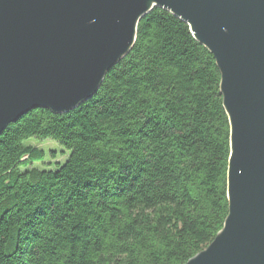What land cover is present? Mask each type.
I'll use <instances>...</instances> for the list:
<instances>
[{"label": "trees", "instance_id": "obj_1", "mask_svg": "<svg viewBox=\"0 0 264 264\" xmlns=\"http://www.w3.org/2000/svg\"><path fill=\"white\" fill-rule=\"evenodd\" d=\"M214 55L154 8L97 93L0 136V264H184L228 215L230 124ZM54 139L70 151L33 164Z\"/></svg>", "mask_w": 264, "mask_h": 264}, {"label": "water", "instance_id": "obj_2", "mask_svg": "<svg viewBox=\"0 0 264 264\" xmlns=\"http://www.w3.org/2000/svg\"><path fill=\"white\" fill-rule=\"evenodd\" d=\"M157 7L214 55L230 124L228 215L184 264H264V0H0V136L91 99Z\"/></svg>", "mask_w": 264, "mask_h": 264}, {"label": "rangeland", "instance_id": "obj_3", "mask_svg": "<svg viewBox=\"0 0 264 264\" xmlns=\"http://www.w3.org/2000/svg\"><path fill=\"white\" fill-rule=\"evenodd\" d=\"M26 143L33 144L44 151L43 160L33 164L39 169L54 170L58 167V163H64L70 155V151L54 139L30 138L26 140Z\"/></svg>", "mask_w": 264, "mask_h": 264}]
</instances>
